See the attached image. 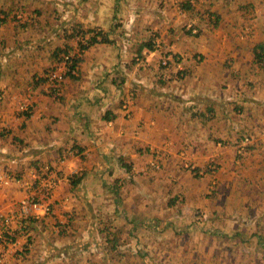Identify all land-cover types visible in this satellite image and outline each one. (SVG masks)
<instances>
[{"label": "crops", "instance_id": "1", "mask_svg": "<svg viewBox=\"0 0 264 264\" xmlns=\"http://www.w3.org/2000/svg\"><path fill=\"white\" fill-rule=\"evenodd\" d=\"M202 5L0 0V166L17 178L0 188V210L11 214L27 195H43L40 178L53 183L49 197L37 203L49 200L51 212L37 216L30 232L16 233L14 250L29 251L25 261L13 264L55 261L51 248L64 242L61 233L72 229L64 222L81 217L83 203L94 211L97 202L116 200L113 209L121 204L124 210L135 201L142 218L163 196L203 199L194 186L198 179L186 168L225 153L231 158L232 148L216 143L210 117L203 119L200 111L219 103L211 86L214 73L225 77L232 46L223 35L225 23L212 24ZM88 41L85 49H75ZM57 49L77 51L80 60L75 78L65 76L55 96L47 81L61 56ZM240 52H230L233 63ZM129 96L133 111L126 118L121 106ZM157 155L160 169L149 164ZM226 179L231 177L223 174Z\"/></svg>", "mask_w": 264, "mask_h": 264}, {"label": "rangeland", "instance_id": "2", "mask_svg": "<svg viewBox=\"0 0 264 264\" xmlns=\"http://www.w3.org/2000/svg\"><path fill=\"white\" fill-rule=\"evenodd\" d=\"M185 1L193 8L195 2L203 4L204 14L213 16L212 24L225 23L223 35L227 46H232L227 48L225 77L214 73L217 81L211 86L215 99L219 92V103L209 108L203 106L200 111L203 119L210 117L212 133L219 137H214L216 143L226 150L232 148L228 156L231 158L225 153L223 157H213L205 166L188 165L186 169L199 181L194 186L201 189L203 199L184 194L163 196L156 208L146 207L142 218L138 213L143 210H135V201L129 202L124 210L121 204L113 209L112 203L120 202L116 200L97 202L98 209L94 211L92 205L85 209L86 205L81 204L84 209L81 217L64 222L72 229L65 231V228L61 233L64 242L55 246L57 251L51 248L50 254L56 260L49 264H264V190L257 189L264 184V57L256 61L253 54L259 50V43L264 46V0ZM239 50L233 55V63L230 52ZM65 56L69 60L80 54L71 51L62 59ZM166 61L162 57L160 64L166 65ZM60 62L48 73L47 90L55 96L60 93L62 81L54 90L49 76ZM65 72L64 69L63 78ZM132 103L131 96L122 101L123 117H130ZM253 161L258 168H250ZM161 163L157 155L149 164L160 169ZM223 174L231 179L223 180ZM15 176L12 170L0 166V188L10 187L17 180ZM40 179L45 182L43 195H27L11 214L0 210L10 216L1 230L0 264L25 261L29 248L14 250L16 233L30 232L37 222L36 216H48L51 212L49 200L40 206L37 203L49 197L52 179L47 176ZM233 187H240L235 190L240 193L233 195ZM196 189L192 191L199 193ZM78 228L81 230L77 231ZM4 237H11L12 241L6 244Z\"/></svg>", "mask_w": 264, "mask_h": 264}, {"label": "trees", "instance_id": "3", "mask_svg": "<svg viewBox=\"0 0 264 264\" xmlns=\"http://www.w3.org/2000/svg\"><path fill=\"white\" fill-rule=\"evenodd\" d=\"M90 42H92V41H88L85 45L81 44L80 45V49L81 50L85 49L88 46V44H90ZM257 48L259 50L258 51L254 50V53H253L254 54V59L256 61H261V60H263V57H264V46L261 43H259ZM57 50L58 51L55 52L56 56L58 57L61 54V56L59 57V60H62V56L64 54L68 53V51L66 49H57ZM79 60H80V57H71V58H69V60L66 61L65 76L71 77V78H75L74 77V72L77 71V65H78Z\"/></svg>", "mask_w": 264, "mask_h": 264}, {"label": "built area", "instance_id": "4", "mask_svg": "<svg viewBox=\"0 0 264 264\" xmlns=\"http://www.w3.org/2000/svg\"><path fill=\"white\" fill-rule=\"evenodd\" d=\"M67 59H68V57L67 56H65L62 60H61V62H60V65L56 68V70L54 71V72H52L51 74H50V76H49V81H50V83L52 84V85H54V90H57V88H58V85H59V83L62 81V79H63V74H64V69H65V65H66V61H67ZM62 67V70H60V68ZM25 203V201H22V204H24ZM45 211H48V208L47 207H45ZM37 217V216H36ZM9 220H10V216H8V215H5V214H3V213H1V211H0V237H1V235H2V231L1 230H4L5 229V227H6V225L8 224V222H9ZM6 237H4V239H5ZM3 239V240H4ZM12 241V239H11V237H8V238H6L5 239V243L7 244V243H9V242H11Z\"/></svg>", "mask_w": 264, "mask_h": 264}]
</instances>
